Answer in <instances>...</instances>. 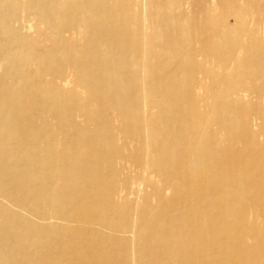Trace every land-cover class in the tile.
I'll return each mask as SVG.
<instances>
[{
    "label": "bare ground",
    "instance_id": "bare-ground-1",
    "mask_svg": "<svg viewBox=\"0 0 264 264\" xmlns=\"http://www.w3.org/2000/svg\"><path fill=\"white\" fill-rule=\"evenodd\" d=\"M0 264H264V0H0Z\"/></svg>",
    "mask_w": 264,
    "mask_h": 264
},
{
    "label": "rangeland",
    "instance_id": "rangeland-1",
    "mask_svg": "<svg viewBox=\"0 0 264 264\" xmlns=\"http://www.w3.org/2000/svg\"><path fill=\"white\" fill-rule=\"evenodd\" d=\"M144 186V185H143ZM143 190L145 191V192H149V189L146 187V189H145V187H143Z\"/></svg>",
    "mask_w": 264,
    "mask_h": 264
}]
</instances>
